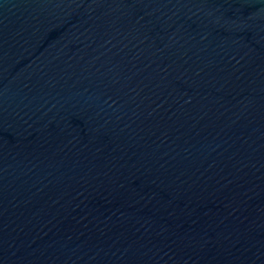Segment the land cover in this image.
I'll return each mask as SVG.
<instances>
[{"label":"water","instance_id":"95a60500","mask_svg":"<svg viewBox=\"0 0 264 264\" xmlns=\"http://www.w3.org/2000/svg\"><path fill=\"white\" fill-rule=\"evenodd\" d=\"M0 264H264V0H0Z\"/></svg>","mask_w":264,"mask_h":264}]
</instances>
